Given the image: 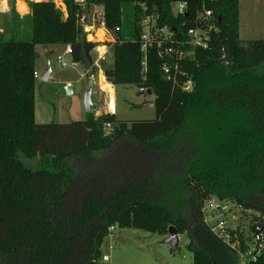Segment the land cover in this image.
<instances>
[{
  "label": "trees",
  "instance_id": "1",
  "mask_svg": "<svg viewBox=\"0 0 264 264\" xmlns=\"http://www.w3.org/2000/svg\"><path fill=\"white\" fill-rule=\"evenodd\" d=\"M177 2L187 3L188 16L172 14ZM84 3L87 10L103 7L114 45L131 48L141 61L143 16H154L157 27L184 40L201 7V0ZM27 4L28 18H12L10 35L0 32V264H99L101 244L114 226L159 236L172 226L186 235L193 264H239L202 213L203 201L213 197L260 214L256 227L264 221V40L238 39V0L206 2L211 29L200 27L208 46H180L192 54L178 61L175 83L162 73L161 55L170 45L155 41L146 49L136 85L151 90L155 119L129 125L110 113L35 124V47L69 46L72 63L82 64V50L93 62L95 45L85 40L74 0H65L66 18L51 1ZM26 20L31 39L16 41L15 29ZM104 76L112 83L119 73L105 70ZM188 81L191 88L183 91ZM166 159L173 176L155 175L154 164ZM250 232L248 240L256 239L254 227ZM245 264H264V245Z\"/></svg>",
  "mask_w": 264,
  "mask_h": 264
},
{
  "label": "rangeland",
  "instance_id": "2",
  "mask_svg": "<svg viewBox=\"0 0 264 264\" xmlns=\"http://www.w3.org/2000/svg\"><path fill=\"white\" fill-rule=\"evenodd\" d=\"M23 12L25 9L21 11V13ZM13 35L16 41H30V21L26 20L22 29L17 30ZM98 35L103 42L99 45L107 44V46L99 51L100 53L105 51L106 54L97 65H95L97 53L95 50L91 52L95 74L91 100L96 104V110L101 109V102H105L106 99L105 95L98 91L97 85L104 83L103 78L101 82H98V71L101 70L100 75H104L105 70H116L119 76H115L111 83V87H115L116 91V118L127 125L136 121L154 120L155 111L153 107H140L144 102H153L154 100L153 94L146 97L138 95L136 82L143 74L141 60L134 57L131 48H126L127 51L125 47L122 50L118 49L125 46L124 44L116 46L105 43L111 41L116 44L111 32L107 35H101V33ZM238 39L242 42L264 40V0H238ZM63 49L64 46L55 45L50 46L48 52H44L42 46L35 47L38 58L35 62L37 78L34 88V122L37 125L81 122L89 114L84 111L82 104V97L88 85L86 70L83 64L72 63L70 56L62 57L67 66L61 67L56 58L62 55ZM46 54L49 57L51 72L48 80L43 81L40 76L46 65ZM105 81H107L106 78ZM64 86L71 89L70 95L65 94ZM104 107L106 109V104ZM109 108V113H113L114 91L111 97L110 87ZM21 160L27 166L33 164V161L24 158ZM169 166L172 167L169 159L164 160L161 165L159 163L154 164V169L158 170L155 175L161 174V176L172 177L173 172L165 170ZM229 205L230 212L225 217L228 226L240 232L244 238H249L251 228L258 226L262 221V216L253 211L243 210L233 204L229 203ZM165 236L114 226L113 231L104 238L101 244V256L109 257V262L106 264H193L192 256L186 249L188 242L186 235H179L177 247L172 252L170 245L163 243ZM255 243V239L251 240L249 246L252 247Z\"/></svg>",
  "mask_w": 264,
  "mask_h": 264
},
{
  "label": "built area",
  "instance_id": "3",
  "mask_svg": "<svg viewBox=\"0 0 264 264\" xmlns=\"http://www.w3.org/2000/svg\"><path fill=\"white\" fill-rule=\"evenodd\" d=\"M51 1L55 8L62 12L64 18L67 17L65 0H48ZM75 3L80 7L81 13L77 16V21L82 27V31L85 35V40L88 43L95 45L93 50L97 53V59L95 65L101 60L104 59L106 52H99L100 48H106L107 44L102 46L99 43H103L99 39L98 33L101 35L109 34L104 23V12L103 7L100 5H93L86 9L84 0H74ZM217 0H201V7L196 11L194 24L195 26L189 28L185 34L184 40H177L176 32L170 30L167 27H157L156 18L154 16H143L139 21L140 29V52L143 54V59L141 61L142 71H145L146 59L145 52L146 49L152 46L153 42L157 41L158 45L161 43L169 44L170 46L166 47L161 55L162 59V73L167 81L176 82V76L180 74L178 69V61L190 58L191 52L183 51L180 46H188L193 49H206L208 46V33L207 30L211 29L210 22L212 20L213 13L209 9L205 8L206 2H215ZM143 11H146L144 6H141ZM186 2H177L172 4V14L176 17L178 16H188ZM206 25L207 30L202 29L200 26ZM105 43L115 44V42L106 41ZM173 44L176 45V48L173 47ZM64 55L71 54L70 47L66 46L64 50ZM168 57H174L175 63L171 66L166 60ZM57 62L61 67L65 68L67 64L62 60V56H57ZM173 70V74H171ZM34 78H37L35 73ZM191 88L190 82H186L182 86L183 91H189ZM111 126L109 124L104 125L105 135L109 134ZM230 212V205L227 202H221L213 197H208L203 201L202 213H203V222L209 228L211 233L221 240L226 246L231 250L236 252L239 257V264H245L246 261H255L257 256L260 254V251L264 245V236L259 234L258 239H255L256 243L250 247L249 243L251 241L248 238L241 236L240 232L237 230L231 229L228 226V223L225 219L226 215ZM113 227L108 229V232L111 233ZM242 241L245 246H242ZM109 262V257L104 255L101 256L99 264H106Z\"/></svg>",
  "mask_w": 264,
  "mask_h": 264
},
{
  "label": "water",
  "instance_id": "4",
  "mask_svg": "<svg viewBox=\"0 0 264 264\" xmlns=\"http://www.w3.org/2000/svg\"><path fill=\"white\" fill-rule=\"evenodd\" d=\"M81 62L86 70V76L88 78V85L82 97L83 109L86 113H93L97 109L96 104H94L91 100L92 93H93V80H94L95 74L93 71V64L91 63L90 59L87 57L84 50H82V53H81ZM50 72H51V67H50L49 57H48V54H46V65H45L44 70L41 73L40 79L43 81H47L49 78ZM63 89L66 95L71 94L70 88L64 86ZM137 89H138L139 96L146 97L152 94L150 89H143L140 87H138ZM144 106L152 107L153 102H144L140 107H144ZM259 234H263L264 236V221H263L262 226L254 227V237L256 239H258ZM178 236L179 235L174 227L171 226L167 229V233H166L165 239L163 240V243L170 245L171 252L174 251L177 247L178 239H179Z\"/></svg>",
  "mask_w": 264,
  "mask_h": 264
},
{
  "label": "crops",
  "instance_id": "5",
  "mask_svg": "<svg viewBox=\"0 0 264 264\" xmlns=\"http://www.w3.org/2000/svg\"><path fill=\"white\" fill-rule=\"evenodd\" d=\"M48 0H0V32L2 31H6L8 32V34H10V27H12L11 25V19L14 18V20H16L18 23L21 21V20H25L28 18V15H29V8H28V4L27 2H46ZM21 3V4H19ZM25 9V12L21 13L22 10ZM22 27L19 28H16L15 30H21ZM50 46H47V47H43V51L44 52H48V49H49ZM66 46H64V49L62 51V55L60 56H69V55H64V50H65ZM103 53V52H102ZM100 73H102L101 70L98 71V82H101V79L104 77L105 79V76L104 75H100ZM107 82V81H106ZM69 84V83H68ZM102 84V83H100ZM97 85L98 87L100 86ZM110 84V85H109ZM103 85H107L111 88V97H112V94H113V91H114V112L113 113H110V114H114L116 115L117 113V100H116V91H115V87H111V83L108 82L107 83H103ZM94 86V85H93ZM99 89V88H98ZM99 93L102 94V92L100 90H98ZM101 109L100 110H96L93 114L95 116H100L101 114H107V111L109 113V109H105L104 107V104H106V99H105V102H101ZM179 238V236H178Z\"/></svg>",
  "mask_w": 264,
  "mask_h": 264
},
{
  "label": "bare ground",
  "instance_id": "6",
  "mask_svg": "<svg viewBox=\"0 0 264 264\" xmlns=\"http://www.w3.org/2000/svg\"><path fill=\"white\" fill-rule=\"evenodd\" d=\"M101 50V48L99 49V51ZM99 90L105 95L106 97V109H108V102H109V86L107 85H103L100 84V86L98 87Z\"/></svg>",
  "mask_w": 264,
  "mask_h": 264
}]
</instances>
